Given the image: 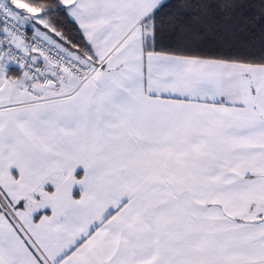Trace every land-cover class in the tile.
<instances>
[{"label":"snow or ice","instance_id":"1","mask_svg":"<svg viewBox=\"0 0 264 264\" xmlns=\"http://www.w3.org/2000/svg\"><path fill=\"white\" fill-rule=\"evenodd\" d=\"M253 7L0 0V264H264Z\"/></svg>","mask_w":264,"mask_h":264},{"label":"trees","instance_id":"2","mask_svg":"<svg viewBox=\"0 0 264 264\" xmlns=\"http://www.w3.org/2000/svg\"><path fill=\"white\" fill-rule=\"evenodd\" d=\"M250 2L255 6L251 9H249V15H255L257 12L259 0H250ZM257 31H258V25H257ZM253 52L258 54V49L249 48L246 50L247 54H252Z\"/></svg>","mask_w":264,"mask_h":264},{"label":"crops","instance_id":"3","mask_svg":"<svg viewBox=\"0 0 264 264\" xmlns=\"http://www.w3.org/2000/svg\"><path fill=\"white\" fill-rule=\"evenodd\" d=\"M81 173H82V169H78V174H81ZM73 195L77 196V197L79 196V188L78 187L74 188Z\"/></svg>","mask_w":264,"mask_h":264}]
</instances>
